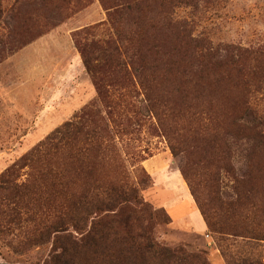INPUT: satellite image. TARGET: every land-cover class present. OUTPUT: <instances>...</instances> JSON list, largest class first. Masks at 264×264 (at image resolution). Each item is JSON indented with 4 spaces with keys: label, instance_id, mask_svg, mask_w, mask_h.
Masks as SVG:
<instances>
[{
    "label": "trees",
    "instance_id": "16d2710c",
    "mask_svg": "<svg viewBox=\"0 0 264 264\" xmlns=\"http://www.w3.org/2000/svg\"><path fill=\"white\" fill-rule=\"evenodd\" d=\"M113 1L119 5L112 14L119 20L132 17L134 29L126 33L116 29L115 38L103 44H76L104 114L92 105L85 108L75 120L56 129L0 174V222L4 224L0 223V233L24 225L26 232L17 246L38 253L50 245L48 261L43 264H208L205 252L189 250L188 246L170 248L157 241L151 224L160 218L170 222L168 214L141 199V182L135 184L130 178L116 136L131 129L129 114L141 116L130 101L138 87L147 112L161 126L166 121L164 113L181 116L184 121L188 115L185 124L195 135L209 132L216 121L211 95L213 71L223 64L228 71L236 72L240 62H231L228 48L223 50L227 54L222 61V55L209 42L192 38L186 23L173 20L169 11L178 0ZM71 2L0 0V25L16 34L18 31L11 29L7 21L34 13H39L38 20H47L50 13ZM73 2L79 4V0ZM24 30L20 32L30 33L29 28ZM167 46L177 51V59L166 60ZM105 70L101 77L99 74ZM237 109L230 113L229 126L242 136H256L257 130L242 122L247 101L242 111ZM256 127L264 129V123ZM171 133L175 141L182 139V133L176 134L174 129ZM258 142L264 144V136ZM171 149L176 150L174 146ZM221 167L216 166L212 174L206 204L189 182L193 201L210 233L247 239L256 247L264 241V227L257 225V214L247 210V214L240 215L242 225L247 221L240 234L233 233L229 224L237 208L249 205L259 194L264 196V178L259 180L252 172L247 181L234 178L235 199L224 202L219 172L234 171L226 164L224 169ZM255 169L264 171L257 165ZM22 176L25 180L18 184ZM212 202L220 203V211L211 209ZM260 261L247 253L243 264Z\"/></svg>",
    "mask_w": 264,
    "mask_h": 264
},
{
    "label": "rangeland",
    "instance_id": "374dc122",
    "mask_svg": "<svg viewBox=\"0 0 264 264\" xmlns=\"http://www.w3.org/2000/svg\"><path fill=\"white\" fill-rule=\"evenodd\" d=\"M73 1L70 6L50 13L47 20H38L39 13H34L7 21L11 29L18 31L16 34H11L8 26L0 25V174L56 129L75 120L85 108L92 105L104 114L76 44H103L115 38L116 29L123 33L133 30L134 19L115 17L112 11L119 4L113 0H79L78 5ZM173 5L169 11L172 19L186 23L192 38L209 42L222 55V61L229 53L231 62L234 65L240 62L241 66L239 71L235 69L239 75L228 71L223 64L214 69L211 95L215 100L216 121L209 132L201 135H195L186 126L188 115L184 121L181 116L170 117L164 113L166 121L161 126L147 112L139 87L131 93L130 101L141 116L129 114L131 129L117 135L116 144L133 183L141 182V199L153 209L161 208L155 203L153 177L147 161L153 162L152 169L165 163L168 173L178 174L189 193V182L196 188L204 204L209 202L208 191L216 166L224 169L226 164L234 171V174L225 169L219 172V191L224 202L235 199L234 178L247 181L251 172L259 180L264 178V171L255 169L256 165L264 169V144L258 142L264 136V129L256 127L264 123V0H178ZM25 27L30 33L20 32ZM38 32H41L39 36ZM164 52L166 60L177 59V51L171 46L164 48ZM101 72L99 75L104 77L106 70ZM246 101L247 114L241 115L242 122L247 128L257 130L256 136H242L227 122L230 113L237 108L242 111ZM173 129L176 134H183L178 142L171 133ZM24 180L22 176L18 184ZM162 196L169 199L172 193ZM211 204L212 210L220 211L219 202ZM247 210L257 214L256 224L264 227V196L259 194L249 205L236 209V216L229 224L233 233L240 234L247 227V221L242 225L239 219ZM167 216L170 222L160 218L151 224L155 238L163 246H188L189 250L205 252L208 264L213 263L214 256L224 264H243L247 253L264 264V241L252 247L247 239L214 235L209 231L205 235L179 231ZM25 232L21 225L0 233V264L48 261L50 245L38 253L17 246ZM69 233L76 236L72 230Z\"/></svg>",
    "mask_w": 264,
    "mask_h": 264
},
{
    "label": "crops",
    "instance_id": "0c3cea01",
    "mask_svg": "<svg viewBox=\"0 0 264 264\" xmlns=\"http://www.w3.org/2000/svg\"><path fill=\"white\" fill-rule=\"evenodd\" d=\"M152 165H154L152 161H147V168L153 177L155 203L169 215L173 228L198 235L207 234V226L182 178L176 173L169 174L165 163L154 167V169H152ZM166 193H172V196L169 199H164L162 195ZM212 264L224 263L220 258L214 256Z\"/></svg>",
    "mask_w": 264,
    "mask_h": 264
}]
</instances>
